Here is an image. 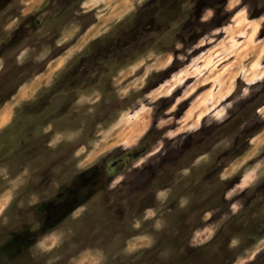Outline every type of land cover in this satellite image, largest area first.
Masks as SVG:
<instances>
[{
  "label": "rangeland",
  "instance_id": "374dc122",
  "mask_svg": "<svg viewBox=\"0 0 264 264\" xmlns=\"http://www.w3.org/2000/svg\"><path fill=\"white\" fill-rule=\"evenodd\" d=\"M45 1L0 0V235L125 161L8 264H264V0Z\"/></svg>",
  "mask_w": 264,
  "mask_h": 264
},
{
  "label": "flooded vegetation",
  "instance_id": "af4514ba",
  "mask_svg": "<svg viewBox=\"0 0 264 264\" xmlns=\"http://www.w3.org/2000/svg\"><path fill=\"white\" fill-rule=\"evenodd\" d=\"M82 2L84 0H46L42 4L40 11L43 13L45 11H59L68 14L70 10H76L77 6L82 7ZM50 16L49 14L47 19H54ZM39 21V19H36L37 23ZM52 34H54L52 41L55 42L56 38H58V33L53 31ZM57 56H54V58H57ZM54 58L51 59L53 60ZM82 59L79 63H81ZM73 69L72 71L68 69L67 72L77 75V68ZM124 161V157H118L110 166L106 164L96 165L91 169L85 170L78 174L76 177L77 181L60 187L53 196L49 197L50 199L39 201L37 209L33 211L32 209H27V212L20 210L18 213V227L14 228L16 231L0 235V264L15 262L20 255L18 252L29 251L30 247L39 242L42 235L54 233L71 214L91 201L98 191L115 180L119 172L116 169ZM10 250L12 252L8 254Z\"/></svg>",
  "mask_w": 264,
  "mask_h": 264
},
{
  "label": "crops",
  "instance_id": "0c3cea01",
  "mask_svg": "<svg viewBox=\"0 0 264 264\" xmlns=\"http://www.w3.org/2000/svg\"><path fill=\"white\" fill-rule=\"evenodd\" d=\"M56 59H57V58H56ZM53 61H54V60H53ZM53 61H52V62H53ZM52 62H51V63H52ZM46 69H47V68H46ZM26 86H28V85H26ZM24 87H25V86H24ZM22 88H23V87H22ZM22 88H21V89H22ZM19 92H20V91H19ZM18 94H19V93H18ZM18 94H17V95H18ZM17 95H16V96H17ZM16 96H15V97H16ZM15 97H14V98H15ZM13 100H14V99H13ZM7 104H9V103H6V105H7ZM4 106H5V104L0 108V110H1ZM13 111H14V110H13ZM13 116H14V113H13Z\"/></svg>",
  "mask_w": 264,
  "mask_h": 264
},
{
  "label": "trees",
  "instance_id": "16d2710c",
  "mask_svg": "<svg viewBox=\"0 0 264 264\" xmlns=\"http://www.w3.org/2000/svg\"><path fill=\"white\" fill-rule=\"evenodd\" d=\"M25 106H27L26 104H24L22 107H25ZM20 126V125H19ZM9 128H12V129H16L17 127L15 126L14 127V124H13V126L12 127H9ZM15 136H16V133H13Z\"/></svg>",
  "mask_w": 264,
  "mask_h": 264
},
{
  "label": "water",
  "instance_id": "95a60500",
  "mask_svg": "<svg viewBox=\"0 0 264 264\" xmlns=\"http://www.w3.org/2000/svg\"><path fill=\"white\" fill-rule=\"evenodd\" d=\"M13 96V95H12Z\"/></svg>",
  "mask_w": 264,
  "mask_h": 264
}]
</instances>
